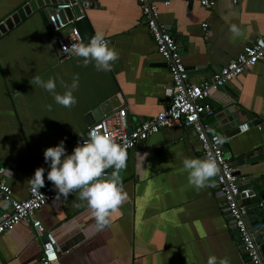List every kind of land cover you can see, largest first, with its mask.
I'll return each mask as SVG.
<instances>
[{"label": "crops", "instance_id": "0c3cea01", "mask_svg": "<svg viewBox=\"0 0 264 264\" xmlns=\"http://www.w3.org/2000/svg\"><path fill=\"white\" fill-rule=\"evenodd\" d=\"M27 1L0 0V22ZM169 1L166 5L165 0H157L159 20L176 38L196 82L209 78L244 45L264 35V0L236 4L226 0L212 8L197 0ZM98 2V7L86 8V14L94 32H102L119 54L107 72L97 71L94 62L83 66V58L60 60L48 19L58 3H45L0 34V168L6 169L5 177L18 199L28 197L37 168L45 169V185L50 182L46 148L63 141L71 154L89 126L103 118L102 105L111 109L109 102L115 101L110 114L126 107L133 127L166 109L172 100L170 69L157 51L138 0ZM206 22L209 35L202 27ZM231 25L238 27L239 35L230 31ZM74 74L79 75V87L71 108L57 104L53 94L35 86V76L60 77L71 84ZM56 90L64 91L59 80ZM208 101L214 112L203 114L202 121L213 124V132L225 138L232 163L236 167L238 160L244 163L240 183L261 192L264 59L214 91ZM235 106L244 118L242 124L249 123L250 129L228 133L218 126L216 115ZM186 157L204 154L195 134L180 125L165 128L131 149L120 173L127 199L103 231L97 230L92 211L78 199V192L39 209L35 217L56 235L62 264H207L210 255L227 257L230 264H250L216 177L196 189L183 169ZM8 208L0 197V214ZM42 243L30 221H23L0 235V264H42Z\"/></svg>", "mask_w": 264, "mask_h": 264}, {"label": "built area", "instance_id": "2783aa9c", "mask_svg": "<svg viewBox=\"0 0 264 264\" xmlns=\"http://www.w3.org/2000/svg\"><path fill=\"white\" fill-rule=\"evenodd\" d=\"M197 1L206 8H212L218 2L226 0ZM230 1L234 4L239 2V0ZM138 2L157 51L163 56L170 69L173 83L172 100L166 109L133 127L129 126L127 108L124 107L97 120L88 128V131L92 128L101 130L106 128L117 143L126 148L128 153L140 142L165 128L180 125L191 130L200 142L204 156L207 153H212L217 159L220 169L219 174L215 176L218 189L225 198V206L230 215L232 227L240 238L242 251L250 264H264V254L261 253L260 246L255 241L249 225V207L244 202L245 199L256 196V192L240 183L242 176L236 174L237 167L227 156L224 145L214 143V136L218 133L213 132V124H206L202 121L203 114L214 112L213 106L208 101L213 92L230 81L238 79L245 71L250 70L264 59V35L257 38L252 44L244 45L235 58L215 70L209 78L196 82L191 79L176 38L159 20L160 8L157 0H138ZM165 4L169 5L170 1L165 0ZM70 6V3H58L48 12V19L55 32L54 39L62 61L74 56L63 52L65 46L77 42L85 43L79 29L74 25H69L74 22V19L66 20L64 17L63 10ZM202 27L209 35V24L203 23ZM106 40L108 41V39ZM258 128L262 130L263 126L260 124ZM249 129V123L240 126L242 132ZM107 173L109 174L108 170ZM6 175V169L0 168V197L9 205V208L0 214V235L23 221H30L38 236L43 238L41 263L62 264L56 235L35 217V213L39 209L61 196L56 193L52 183L49 182L36 190L30 187L28 197L18 199L15 197Z\"/></svg>", "mask_w": 264, "mask_h": 264}, {"label": "clouds", "instance_id": "9594fccd", "mask_svg": "<svg viewBox=\"0 0 264 264\" xmlns=\"http://www.w3.org/2000/svg\"><path fill=\"white\" fill-rule=\"evenodd\" d=\"M230 31L239 35L236 25L230 26ZM63 52L83 58V66L94 62L97 71H110L113 63L118 59V52L109 46L102 32H96L89 42L72 43L65 46ZM57 80L63 93L57 92ZM35 86L45 89L53 94L54 101L65 107L71 108L77 103L73 92L79 87V75L74 74L71 84L60 77H49L47 80L40 76L34 78ZM78 142L71 154L66 152L64 142L50 146L44 151V159L49 163L47 180L50 181L59 196L68 198L70 194L78 192V199L86 201L87 207L92 211L98 231H103L110 226L111 215L119 210L127 199L124 190L121 171L126 168L127 151L124 146L117 143L116 139L105 128H92L87 133V138ZM226 140L216 134L214 143L222 145ZM183 169L188 174L189 184L196 189L208 186V182L219 174L217 159L212 153H207L202 158H184ZM113 171L108 174V169ZM45 169L39 167L31 177L34 190L44 187ZM79 206V205H77ZM207 264H230L227 257L217 258L210 255Z\"/></svg>", "mask_w": 264, "mask_h": 264}, {"label": "water", "instance_id": "95a60500", "mask_svg": "<svg viewBox=\"0 0 264 264\" xmlns=\"http://www.w3.org/2000/svg\"><path fill=\"white\" fill-rule=\"evenodd\" d=\"M62 2L71 4L70 7L63 10L65 19H74V25L79 29L85 43L89 42L90 38L95 35V32L92 28L90 18L86 14V8L98 7V0H28L10 17L0 22V34L19 24L21 20H24L28 15L37 10L39 7H43L45 3L51 4ZM109 104H111L112 106L111 109H108L107 105L101 106L103 109V114L101 115V117H105V115L108 116L112 112L115 101L111 100ZM234 110L237 111L235 112ZM238 111L239 110L236 106L233 109L225 107L216 115L218 126L223 130H228V133H234L235 131L239 132L244 118ZM99 114H101V111L99 112ZM88 132L89 131L87 130V132L83 135V138H87ZM141 144L142 142H140V145ZM231 160L233 161L234 159L231 158ZM247 163H249V161ZM237 164L238 168L236 170V174L241 176L242 170L240 167L243 166L244 163L238 160ZM261 180L262 181H260V184L263 185L262 191L258 193L254 190L256 192V196L245 199L244 202L249 207V225L255 237V241L257 242V244H259L261 253L264 254V179Z\"/></svg>", "mask_w": 264, "mask_h": 264}]
</instances>
